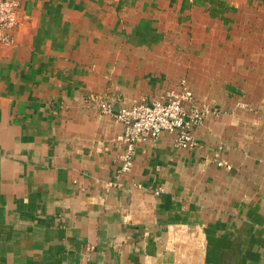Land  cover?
<instances>
[{"label":"crops","instance_id":"crops-1","mask_svg":"<svg viewBox=\"0 0 264 264\" xmlns=\"http://www.w3.org/2000/svg\"><path fill=\"white\" fill-rule=\"evenodd\" d=\"M18 1L0 43V264H264V18ZM181 81L204 111L197 147L163 133L118 175L122 127L97 101L116 111Z\"/></svg>","mask_w":264,"mask_h":264},{"label":"built area","instance_id":"built-area-1","mask_svg":"<svg viewBox=\"0 0 264 264\" xmlns=\"http://www.w3.org/2000/svg\"><path fill=\"white\" fill-rule=\"evenodd\" d=\"M18 8V0H0V43L11 42ZM88 100L90 103L97 101L95 97ZM97 107L101 114L113 115L122 127L118 175L131 171L138 143L147 139L155 141L163 133L173 135L175 145L180 149L191 151L197 147L192 129L201 125L204 111L199 108L192 90L184 81H181L178 91H169L153 102L143 101L115 111L109 101L98 100ZM217 166L223 167L225 163L218 162ZM161 192V189H157L154 194L158 196Z\"/></svg>","mask_w":264,"mask_h":264},{"label":"rangeland","instance_id":"rangeland-1","mask_svg":"<svg viewBox=\"0 0 264 264\" xmlns=\"http://www.w3.org/2000/svg\"><path fill=\"white\" fill-rule=\"evenodd\" d=\"M181 5L195 7L211 18L219 19H249L252 21L264 18V0H179ZM198 10V11H199ZM264 22V20H263Z\"/></svg>","mask_w":264,"mask_h":264}]
</instances>
